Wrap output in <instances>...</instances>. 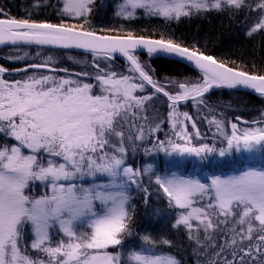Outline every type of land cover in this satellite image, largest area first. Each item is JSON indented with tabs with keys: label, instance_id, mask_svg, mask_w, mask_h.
I'll list each match as a JSON object with an SVG mask.
<instances>
[{
	"label": "snow or ice",
	"instance_id": "1",
	"mask_svg": "<svg viewBox=\"0 0 264 264\" xmlns=\"http://www.w3.org/2000/svg\"><path fill=\"white\" fill-rule=\"evenodd\" d=\"M52 6L58 23L10 17L0 8V48L11 53L3 58L25 62L0 65V264H182L165 251L172 240L134 230L140 201L154 217L174 216L172 227L195 245L196 264H264V112L229 120L206 98L214 89L264 98V70L217 58L166 31L97 28V0ZM105 7L121 21L169 26L243 12L244 34L264 42V0H109L99 10ZM42 49L79 50L91 59L69 56L83 65L74 71L53 55L41 57ZM141 54L190 65L199 78L161 81ZM121 58L126 65L117 71ZM190 102L223 147L194 142L205 135L185 110ZM138 149L170 157L168 169L129 163ZM189 157L221 174L208 182L186 174ZM153 196L164 206L152 208ZM133 236L139 244L126 245Z\"/></svg>",
	"mask_w": 264,
	"mask_h": 264
},
{
	"label": "trees",
	"instance_id": "2",
	"mask_svg": "<svg viewBox=\"0 0 264 264\" xmlns=\"http://www.w3.org/2000/svg\"><path fill=\"white\" fill-rule=\"evenodd\" d=\"M58 0H50L49 4H42L39 8H34L33 0H0V8L4 9L5 13L10 17L25 18L30 16L31 19L40 22H60V17L57 15L55 8L52 5H57ZM109 0H97V9L94 11L92 23L99 28L115 27L123 24L124 26H131L139 34L147 35L152 29L160 31H166L177 38L183 39L187 43L191 44L193 41H198L201 45H204L208 52L213 53L217 58L225 60H238L243 64L251 65L255 64L254 71L264 70V42L259 39L257 35L255 38H249L244 34V13L242 12L237 17H229L225 14L211 13L207 18H193L190 21L182 18L179 23L173 22L170 26L156 19H139L136 21H121L115 18L112 14L110 7H105L103 11L99 10L101 3L108 4ZM97 12L99 14H97ZM66 20V19H65ZM30 56L35 55L34 49H26ZM10 51L8 49L0 50V65L9 67L10 69L15 67H22L24 61L13 62L3 57L8 56ZM47 55H53L60 61L65 67H69L74 71H79L83 65L74 64L68 59L72 56L76 59L90 60L91 57L87 53L81 54L80 51L69 50H41V57ZM140 59L147 62L155 69L156 77L163 81L165 77L183 80L185 78L198 79L199 73L197 70L182 63H177L172 59L165 57H153L151 60L146 54H141ZM126 61L121 58L117 61V71H124ZM20 73H13L14 76H18ZM22 74V73H21ZM208 102L218 111H223L225 116L229 120L232 119L234 114L242 116L246 120H253L258 118L262 112H264V98L259 95L229 90V89H214L207 94ZM185 110H188L197 119V126L200 128L202 134L205 135L203 141H194L195 143H215L217 147H223L224 145L218 140L212 138V133L209 131V127L206 121H202L197 116V109L195 106H186ZM166 111L164 106H160V112L163 114ZM243 126V125H242ZM166 132L169 131L168 125H165ZM170 132V131H169ZM171 134V133H170ZM143 149L138 151L131 157L134 159L131 162L134 166L140 167L141 165L152 162L146 161V157ZM167 163L158 164V169L166 171L168 169ZM167 167V168H166ZM166 168V169H165ZM165 169V170H164ZM225 173L231 171V169H223ZM184 172L194 178H201L204 182L207 181V176L212 174H221V169H209L201 167V163L188 161L184 166ZM208 182V181H207ZM140 198L137 197V201ZM149 204L152 208L163 207V202L157 200L154 196L149 198ZM174 223V216L161 215L159 217L152 216L148 210H146L142 201L136 203L135 215L133 219L134 230L136 232H148L153 234L154 237H164L173 241V247L165 251L171 252L178 259L182 261V264H196L197 257L194 256L195 245L192 241H189L185 232L174 229L172 224ZM126 245H138V239L133 236L129 237L125 241ZM203 259V257H200Z\"/></svg>",
	"mask_w": 264,
	"mask_h": 264
},
{
	"label": "rangeland",
	"instance_id": "3",
	"mask_svg": "<svg viewBox=\"0 0 264 264\" xmlns=\"http://www.w3.org/2000/svg\"><path fill=\"white\" fill-rule=\"evenodd\" d=\"M35 8V7H34ZM37 9V8H36ZM66 20L68 19V18H65ZM5 49V48H4ZM10 55V54H9ZM18 62H21V61H18ZM19 75H22L21 73L19 74ZM18 75V76H19ZM18 76H16V77H18ZM256 95V94H255ZM164 129H165V125H164ZM168 129H169V131H170V128H169V126H168ZM165 131V130H164ZM168 131V133H169V135H170V132ZM166 132V131H165ZM160 136H161V139H163L164 138V136H163V133H161V134H159ZM138 151V150H137ZM131 157H133V155H131L130 156V159H129V163H131V162H133L134 161V159H132ZM146 159V161H152V162H154L155 163V165L158 167V164H160V161H162V163H167V162H169L170 160H171V158L170 157H166L163 153H160L158 156H156V157H152V156H148V157H146L145 158ZM218 159H223V158H218ZM188 161H192V162H196V163H201V161L198 159V158H195V157H189V158H187V160H186V163H188ZM185 163V164H186ZM132 164V163H131ZM167 168V167H166ZM165 168V169H166ZM164 169V170H165ZM205 182H207V181H205ZM151 234V233H150ZM151 235H153V234H151ZM132 245V244H131Z\"/></svg>",
	"mask_w": 264,
	"mask_h": 264
},
{
	"label": "water",
	"instance_id": "4",
	"mask_svg": "<svg viewBox=\"0 0 264 264\" xmlns=\"http://www.w3.org/2000/svg\"><path fill=\"white\" fill-rule=\"evenodd\" d=\"M1 49H4V48H0V50ZM53 50H58V49H53ZM69 51H79V50H69ZM170 59V58H169ZM173 60V59H172ZM183 64V63H182ZM184 65H187V64H184ZM187 66H190V65H187ZM191 67V66H190ZM192 68V67H191ZM235 91H240V92H245V93H250V94H255V93H252L251 91H249V90H235ZM256 95H258V94H256Z\"/></svg>",
	"mask_w": 264,
	"mask_h": 264
}]
</instances>
